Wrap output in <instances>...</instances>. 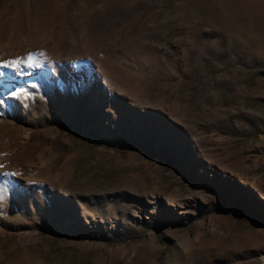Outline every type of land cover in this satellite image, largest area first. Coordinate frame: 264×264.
<instances>
[{"label":"rangeland","instance_id":"rangeland-1","mask_svg":"<svg viewBox=\"0 0 264 264\" xmlns=\"http://www.w3.org/2000/svg\"><path fill=\"white\" fill-rule=\"evenodd\" d=\"M4 64L0 264H264V0H0Z\"/></svg>","mask_w":264,"mask_h":264},{"label":"snow or ice","instance_id":"snow-or-ice-1","mask_svg":"<svg viewBox=\"0 0 264 264\" xmlns=\"http://www.w3.org/2000/svg\"><path fill=\"white\" fill-rule=\"evenodd\" d=\"M28 61H29L28 66L31 67L32 66V63H31L32 57L31 56L28 57ZM19 63H20V61H12L10 66L15 68L18 66ZM8 66H9L8 64L0 65V67H8Z\"/></svg>","mask_w":264,"mask_h":264},{"label":"bare ground","instance_id":"bare-ground-1","mask_svg":"<svg viewBox=\"0 0 264 264\" xmlns=\"http://www.w3.org/2000/svg\"><path fill=\"white\" fill-rule=\"evenodd\" d=\"M262 262H264V257L262 258V260H261Z\"/></svg>","mask_w":264,"mask_h":264}]
</instances>
